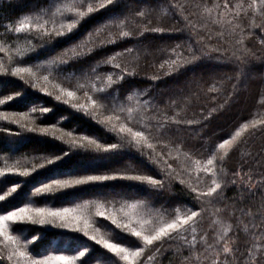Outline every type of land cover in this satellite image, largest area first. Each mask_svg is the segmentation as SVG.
I'll return each instance as SVG.
<instances>
[{"label": "trees", "instance_id": "obj_1", "mask_svg": "<svg viewBox=\"0 0 264 264\" xmlns=\"http://www.w3.org/2000/svg\"><path fill=\"white\" fill-rule=\"evenodd\" d=\"M88 5L94 11L69 32L71 9ZM25 18L29 28L17 33ZM0 48V215L26 205L87 207L88 234L96 236L10 221L25 255L9 259L15 249L1 238L0 264L56 255L75 264H264V123H257L264 122V0H0ZM244 124L227 155L215 148ZM121 125L144 130L154 149L134 145ZM213 156L221 188L198 199L211 186L202 168ZM87 176L109 179L57 183ZM143 201L154 229L197 211L196 233L133 244L131 233L92 210L134 207L146 217L134 206ZM98 238L145 250L123 261Z\"/></svg>", "mask_w": 264, "mask_h": 264}, {"label": "snow or ice", "instance_id": "obj_2", "mask_svg": "<svg viewBox=\"0 0 264 264\" xmlns=\"http://www.w3.org/2000/svg\"><path fill=\"white\" fill-rule=\"evenodd\" d=\"M108 3H111L112 0H107ZM83 7V5H81ZM100 7L103 8L105 7L104 3L100 4ZM71 11L74 12L75 17L77 18L76 20H73L72 23H70L67 26V30L71 32L72 28L75 26V23L78 22L79 18L85 17L87 14H90L94 11V9L88 5L87 6V11H81L80 7H75L71 9ZM27 18L23 19L20 21L19 26L15 29L17 33L23 32L29 28V23L26 22ZM37 27H42L41 25H34ZM59 35H63L64 33H58ZM130 33L121 31L120 35L122 37L128 36ZM3 48H0V51H3ZM192 59H196L195 56L192 57ZM111 58L107 61V63H111ZM173 64L176 63V61H172ZM116 67H119V65H116ZM171 67V65H170ZM29 72L30 69L28 68H13L12 69V74L16 76H20L21 73ZM34 75V73L32 74ZM47 79V77H45ZM109 81H111V76H109ZM36 85H33L35 87ZM62 92L64 95L67 97H75L76 93L73 91H68L67 89H62ZM13 99L12 96H7L6 100L11 101ZM57 100L61 99V96H56ZM67 103V101H65ZM96 100H92V104H96ZM5 104V99H0V105ZM73 107L77 109H86V105L84 104H76L73 105ZM43 111H47V109H43ZM129 113L131 114V109H129ZM7 119V117H5ZM15 123H18V121H14ZM191 123V121H189ZM257 123H264L258 121ZM253 127L256 125L253 124ZM249 127L248 124H244L239 130L235 132L234 135L231 136L230 139H224L222 142L218 143L215 145V148L217 150H223L225 155H227L228 151L234 147V142L237 141V138L241 136V133L246 130ZM41 132L46 131V129H40ZM120 133H128L131 137V142L141 148H146L149 150L154 149V145L150 142H148V137L145 133L144 130H138V131H133V128L131 127H125L124 125H121L119 128ZM71 135V133H69ZM94 142V141H93ZM99 147V145L97 146ZM110 148H116L115 144L109 145ZM151 158V153L149 154ZM158 155V154H157ZM223 159V157H221ZM214 161V156L210 157L206 160L205 166L202 168L203 173L205 174H211V186L207 188L205 192H197V198L201 197H212L214 193L217 192L218 189L221 188V183L217 181L216 179V173L213 171V168L211 167L213 165ZM51 163V161H49ZM197 166V170H200V161L195 162ZM167 167L170 169L171 165H167ZM7 171H15V169H8ZM163 171V170H162ZM28 172V169L24 170V175H26ZM2 175V173H0ZM109 177L107 176H87L85 179L82 180H71V181H63V182H57L60 187H65L68 184H82L85 183L86 181H105L108 180ZM131 179H134L136 181H144L147 179L148 183L153 186V187H163V182L160 180L153 179L152 177H144V176H136V177H131ZM181 183H184L183 180H181ZM50 190V186H44L43 188L37 190L39 192H47ZM15 191V189H13ZM193 192H196L197 190L195 188L192 189ZM4 196H0V201L4 200ZM30 213H35L34 215H31ZM99 216H104V213L100 212L97 213ZM45 216L47 217H54L58 218L62 223L60 224L61 227L63 228H70L73 227V225L76 226L77 230L83 231L84 234L87 236L88 231L87 229L90 227L89 220L88 218L83 214V212H80L77 214V209L74 208H59V209H46V208H31L29 206H25L23 208H18L16 211H8L5 215H0V236L4 238L5 244L10 243L12 247L15 249L10 255L9 259H12L13 256H20L23 257L25 255L24 252L20 251L19 248H16L17 245V240L15 237L9 235L8 232V223L9 221L13 222H23L25 220L27 221H32L33 223H39V224H45V223H52V220H46ZM198 216L197 211H190V214L186 215H179L177 214L174 219H171L169 222H161L159 227H156L153 229V231L150 234H145L141 230H137L134 227H130L129 224H123L119 225L117 224V221L115 218H111L112 224L117 225V227H122V228H128L131 235L135 238H138L139 241L143 242V245L145 246H152L157 242H163L165 239H172L173 238V233L177 234L180 239H186L185 233L191 232L193 234L196 233V218ZM38 218V219H37ZM82 221L83 223V228H80V222ZM217 224H219L220 228L219 230L222 231L223 233L228 232V226L224 225L222 222L219 220L216 221ZM92 240H96V236L91 237ZM220 239H223V237H220ZM98 244H102L104 248L108 249L111 253H114L117 257H119L120 260L123 261H131L134 260L135 258L139 257L143 252L144 248L143 247H136L135 251H131L129 247H122L120 243H110L107 240L100 239L96 241ZM189 244H195V236L193 235V239L191 241H187ZM135 244V242H133ZM223 251L225 253L229 252V248L225 246L223 248ZM81 256L84 255L83 252L80 253ZM31 264H75V258L72 256H67V255H56V256H48L44 259L36 260L33 259L31 261Z\"/></svg>", "mask_w": 264, "mask_h": 264}, {"label": "rangeland", "instance_id": "obj_3", "mask_svg": "<svg viewBox=\"0 0 264 264\" xmlns=\"http://www.w3.org/2000/svg\"><path fill=\"white\" fill-rule=\"evenodd\" d=\"M142 204L143 205H134V206L137 207L138 209H140L142 212H145V211L148 212V210L151 211V209H150L151 207H149V205L147 206V204L144 203V201L142 202ZM29 207L35 208L33 205H29ZM74 209H77V214H79L80 212H83V214L87 217V212L89 210V209H87V207H80V208L79 207H77V208L75 207ZM92 210H94L95 213L102 212L110 219L111 218H115V220L118 221V223L120 222V223H123V224H129L130 227H134L137 230H141L145 234H150L153 231V229H154L152 227V225H150V223H149V217L146 216L147 212L143 213L146 216V217H143L142 214L134 207H128V208L120 207V208H114V209L105 210V211H103V210L98 211L97 208H95V209L92 208ZM30 214L35 216V213H30ZM45 219L46 220H49V219L52 220V223L42 224L44 226H47L50 229L53 228V225H55V226H58V228H60V229H69V230H72V231H77V232L84 233L83 231L77 230L75 225H73V227H70V228L61 227L60 224L62 223V221H60L58 218L45 216ZM25 221H27V220H25ZM9 222H7L8 225H9ZM90 227H91V225H90ZM90 227L87 229V231L90 229ZM80 228H83L82 221L80 222ZM124 229H125V231H128L130 233L128 228H124ZM88 235L91 236L90 234H88ZM1 238H3V237L0 236V239ZM98 240H100V239L98 238ZM134 241H135V243H137L139 240L137 238Z\"/></svg>", "mask_w": 264, "mask_h": 264}]
</instances>
